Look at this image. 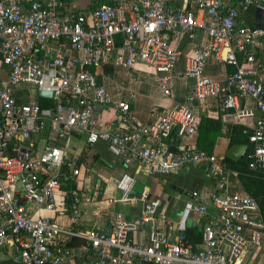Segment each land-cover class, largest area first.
<instances>
[{"label":"built area","instance_id":"2783aa9c","mask_svg":"<svg viewBox=\"0 0 264 264\" xmlns=\"http://www.w3.org/2000/svg\"><path fill=\"white\" fill-rule=\"evenodd\" d=\"M233 2L237 8L220 0H194L193 8L186 9L165 0H111L83 13L66 9L63 0H0V247L9 248L12 260L251 264L253 253L263 250L259 262L264 264L257 202L238 185L236 172L225 166L222 156L197 147L172 152L163 144L194 135L201 113L215 100L233 121L251 120L247 167L264 168L263 65L256 57L264 28L236 24L250 5L264 15V0ZM195 29L205 38L187 59L183 73L192 81L185 101L162 111L155 122L142 124L134 117L133 95L113 101L96 82L102 65L119 51L123 57L112 55L114 68L142 61L153 70L162 95H169L179 56L169 38L192 37ZM208 59L232 67L223 83L203 75ZM40 89L52 91L49 108H40ZM105 106L114 112V128L98 127L97 115ZM72 132L82 133L88 145L103 142L113 156L145 165L154 175L203 164L211 189L205 195L188 191L192 210L205 215L200 241L192 244L183 233L166 234L168 215L161 200L144 189L129 197V182L120 197L138 205L137 212L126 216L116 211L107 225L83 228L80 205L91 202L98 190L82 181L68 157ZM57 193L67 197V207L57 209ZM28 205L52 215L29 212ZM55 216L67 224H59Z\"/></svg>","mask_w":264,"mask_h":264},{"label":"crops","instance_id":"0c3cea01","mask_svg":"<svg viewBox=\"0 0 264 264\" xmlns=\"http://www.w3.org/2000/svg\"><path fill=\"white\" fill-rule=\"evenodd\" d=\"M111 0H63L66 9H75L78 12L86 13L102 2ZM224 5H232L237 8L233 0H220ZM171 6H184L191 9L194 6V0H165ZM237 25L248 27L264 28V15L262 10L256 5H250L245 12H240L237 18ZM205 35L202 30L195 29L192 37L183 35L180 38L170 37V45L179 52L178 59L174 63L170 74V94L162 95L157 86L153 70L142 61L134 62L132 67L123 68L113 67L112 58L114 53L121 55L123 53L114 51L108 61L101 67V73L97 76L98 84L111 95L112 100L124 99L127 95H133L130 101V109L134 117L142 124H151L156 121L158 115L172 108L174 105L184 103L186 98L187 85L192 81L191 78L184 75V69L187 59L192 55L194 48L203 42ZM119 42V41H118ZM263 65L261 80L264 85V38L262 45L256 51ZM231 66L221 61L208 59L203 75L208 79L223 83ZM40 97V96H39ZM211 105L207 110L201 113V117L212 121L219 122V132L214 136L210 152L217 157L224 155L228 145L226 133L230 131L229 125L238 124L250 130L249 118H243L241 121H233L228 112L220 110L217 103L210 101ZM195 103L192 102L191 105ZM246 106L252 107L250 101ZM114 118V112L110 106H105L97 115L98 127L105 128L111 124ZM212 132V127H211ZM195 132L192 136L183 139L173 138L164 140L163 144L166 150L169 148L178 149L181 147H196ZM43 141H39L41 145ZM238 144V143H234ZM40 148V146H38ZM198 148V147H197ZM67 154L70 160L77 165L80 171L79 177L87 186H95L98 194L89 203L80 205V224L83 228L93 224L107 225L116 211H121L126 216H132L138 210V205H132L131 201L124 200L120 197L124 185L131 183L134 189L135 182H141V189L148 192L149 197L159 198L161 208L168 215V222L164 225V232L173 237L177 233H183L186 227H196L200 229L205 215L192 210L193 202L191 201L188 191L198 190L200 194L205 195L212 187V182L207 177L203 164L189 166L187 168L171 171L164 175H154L148 172L145 165L135 163H124L118 157L108 152L103 142H96L92 145L85 143L82 133L72 132L67 138ZM245 154V152H244ZM225 156V155H224ZM135 176L133 179L132 176ZM128 179V182L125 180ZM112 183V185H111ZM112 187V195L107 197L106 188ZM139 191H137L139 193ZM130 193V192H129ZM133 193V192H132ZM116 194L117 196H115ZM129 197L137 196L128 194ZM57 209L67 207L61 193H57ZM125 203V211L119 209V204ZM124 207V206H123ZM211 211V206H207ZM29 212L37 215H52L42 208H36L28 205ZM61 216H55V221L59 224L66 225L61 220ZM139 235L136 234L135 237ZM263 251V250H262ZM260 251H255L252 255L251 264H260ZM264 253V252H263ZM0 264H19L12 260L9 248L0 247ZM66 264H82L81 260L74 258Z\"/></svg>","mask_w":264,"mask_h":264},{"label":"trees","instance_id":"16d2710c","mask_svg":"<svg viewBox=\"0 0 264 264\" xmlns=\"http://www.w3.org/2000/svg\"><path fill=\"white\" fill-rule=\"evenodd\" d=\"M230 70H232V67L230 68ZM97 76H96V82H97ZM37 100L40 105V108L42 109L49 108L51 105V100L48 98L37 96ZM211 127H212V132H211ZM228 129H230V131L226 133V136L228 138V145L234 143L245 144L246 149H245V154H243L236 161H233L223 155L222 156L223 162L228 169L236 172L235 179L238 185L244 190V192H246L248 195H250L256 200L259 214L264 226V168L252 170L247 167L248 159L246 157V154L251 149V145L247 140L250 130L238 124L229 125ZM218 132H219L218 121H212L201 117L196 129V133H197L196 141H195L196 147L205 150L207 153H211L210 147L213 144L214 136ZM62 188L67 189V186ZM64 200L67 201L66 196H64ZM183 234L188 242L192 244L198 243L201 239V227L200 229L196 227H186L183 230Z\"/></svg>","mask_w":264,"mask_h":264},{"label":"water","instance_id":"95a60500","mask_svg":"<svg viewBox=\"0 0 264 264\" xmlns=\"http://www.w3.org/2000/svg\"><path fill=\"white\" fill-rule=\"evenodd\" d=\"M37 95L40 96V97L50 98L51 95H52V91L48 90V89L47 90L40 89V90L37 91ZM245 149H246V145L245 144H240V143L231 144L226 149L224 155L226 157H228L229 159H231L233 161H236L244 154ZM168 151L176 152V149L171 147V148L168 149ZM132 177H133V179L135 178L134 175ZM132 192L134 193V195H138V192L137 191L135 192L134 190H131L129 195L133 194Z\"/></svg>","mask_w":264,"mask_h":264},{"label":"rangeland","instance_id":"374dc122","mask_svg":"<svg viewBox=\"0 0 264 264\" xmlns=\"http://www.w3.org/2000/svg\"><path fill=\"white\" fill-rule=\"evenodd\" d=\"M111 185H112V183H111ZM111 185L110 186H108L107 188H106V194H107V197H109L110 195H112V187H111ZM140 187H141V182H135V184H134V191L136 192V191H139V189H140ZM115 196H117L116 194H114ZM119 206V209L120 210H122V211H125V206H126V204L125 203H123V204H119L118 205ZM124 206V207H123ZM62 222H64L65 223V220L64 219H62L61 220Z\"/></svg>","mask_w":264,"mask_h":264},{"label":"bare ground","instance_id":"6f19581e","mask_svg":"<svg viewBox=\"0 0 264 264\" xmlns=\"http://www.w3.org/2000/svg\"><path fill=\"white\" fill-rule=\"evenodd\" d=\"M125 180L128 182V179L127 178H125Z\"/></svg>","mask_w":264,"mask_h":264}]
</instances>
